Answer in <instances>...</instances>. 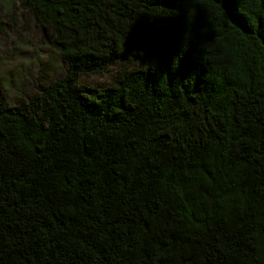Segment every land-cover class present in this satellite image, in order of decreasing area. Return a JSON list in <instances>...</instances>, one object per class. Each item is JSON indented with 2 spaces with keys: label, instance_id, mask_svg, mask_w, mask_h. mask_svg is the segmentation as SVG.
Instances as JSON below:
<instances>
[{
  "label": "trees",
  "instance_id": "trees-1",
  "mask_svg": "<svg viewBox=\"0 0 264 264\" xmlns=\"http://www.w3.org/2000/svg\"><path fill=\"white\" fill-rule=\"evenodd\" d=\"M0 5L65 62L0 92V264H264V0Z\"/></svg>",
  "mask_w": 264,
  "mask_h": 264
},
{
  "label": "rangeland",
  "instance_id": "rangeland-1",
  "mask_svg": "<svg viewBox=\"0 0 264 264\" xmlns=\"http://www.w3.org/2000/svg\"><path fill=\"white\" fill-rule=\"evenodd\" d=\"M9 14L12 30H0V92L9 104L27 100L37 92L38 84H46L62 75L65 66L60 55L52 50L28 11L14 5ZM5 6L0 5V20L7 19ZM8 11V10H7ZM26 24V25H25ZM25 25V27H23ZM115 67L108 72L81 75L78 83L102 86L113 78Z\"/></svg>",
  "mask_w": 264,
  "mask_h": 264
}]
</instances>
